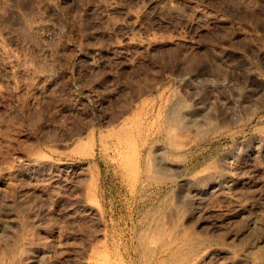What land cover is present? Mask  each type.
<instances>
[{
  "label": "rangeland",
  "instance_id": "1",
  "mask_svg": "<svg viewBox=\"0 0 264 264\" xmlns=\"http://www.w3.org/2000/svg\"><path fill=\"white\" fill-rule=\"evenodd\" d=\"M185 236L264 264V0H0V264H182Z\"/></svg>",
  "mask_w": 264,
  "mask_h": 264
},
{
  "label": "bare ground",
  "instance_id": "2",
  "mask_svg": "<svg viewBox=\"0 0 264 264\" xmlns=\"http://www.w3.org/2000/svg\"><path fill=\"white\" fill-rule=\"evenodd\" d=\"M11 63V62H10ZM9 63V64H10ZM30 71V70H29ZM25 73V72H24ZM35 88V87H34ZM161 155V154H160ZM159 155V156H160ZM29 161H28V163L26 164V166L29 168V169H43V167H49V166H53L54 164H55V162H54V164L49 160V159H47L46 157H44L43 155H40V154H38L37 156H34V158H30V159H28ZM225 163V162H224ZM53 164V165H52ZM152 164V163H151ZM177 164V163H176ZM179 165V164H178ZM182 165V164H181ZM167 166V165H166ZM226 167V166H225ZM26 168V167H25ZM25 168H22V170H18V171H24V170H26ZM153 168V167H152ZM180 168V167H179ZM233 168V167H232ZM226 169H228V167H226ZM152 173V172H151ZM160 174H161V172H160ZM160 174H158V175H160ZM221 174V173H220ZM151 175V174H150ZM153 175H154V172H153ZM210 175H212V174H210ZM209 172H208V174H207V176H208V180L207 179H204V180H207V181H209ZM147 176H148V174H147ZM146 176V177H147ZM205 176V175H204ZM207 176H205V177H207ZM213 176H215V175H213ZM212 176V177H213ZM217 176V175H216ZM154 177V176H153ZM156 177V176H155ZM154 177V178H155ZM153 178V179H154ZM157 178H160V177H157ZM202 178V177H201ZM200 178V179H201ZM162 179H163V177H162ZM149 180V179H148ZM147 180V181H148ZM163 180H165V179H163ZM213 180H214V177H213ZM153 181V180H152ZM193 182H192V184L191 183H189V185H192V191L194 192V194L195 195H202V193L203 192H205L204 191V187L205 186H203L202 187V180H201V184H200V180L197 178V179H195V181L194 180H192ZM216 181V180H215ZM155 182V181H154ZM188 182V181H187ZM187 182H185V183H187ZM205 182V181H204ZM160 183V182H159ZM165 183V182H164ZM208 184V183H207ZM207 186V185H206ZM187 188H188V185L186 186ZM186 187H185V189H186ZM188 190V189H187ZM190 190V189H189ZM182 192V191H181ZM207 192V191H206ZM190 193V192H189ZM192 193V192H191ZM193 195V194H192ZM193 197H194V195H193ZM196 198H197V196H196ZM202 200V199H201ZM163 213V212H162ZM162 220V219H161ZM162 224H163V222H161ZM160 223V224H161ZM175 224V223H174ZM172 225V224H171ZM161 226V225H160ZM163 227H164V225H163ZM262 227V226H261ZM166 228H168V226L166 227ZM183 228V227H182ZM157 229H159V228H157ZM161 229V228H160ZM159 229V230H160ZM170 229V228H169ZM181 229V228H180ZM158 230V231H159ZM161 231V230H160ZM165 230L163 229V232H164ZM177 231V230H176ZM180 231H182V230H180ZM180 231L178 232V234L180 233ZM162 232V231H161ZM167 232V231H166ZM196 232V231H195ZM182 233H185V232H182ZM188 233V232H187ZM186 233V234H187ZM194 233V232H193ZM140 234V233H139ZM161 234V233H160ZM166 235V234H165ZM175 235H176V232H175ZM182 235V234H181ZM161 237L163 236L162 234L160 235ZM173 236V238H175L174 237V234L172 235ZM171 236V237H172ZM182 236H184V234L182 235ZM188 236V235H187ZM190 236V235H189ZM193 236H195V233H194V235ZM150 237H151V235H150ZM165 237V236H164ZM163 237V238H164ZM180 237V236H179ZM178 237V238H179ZM196 237H198V235L196 236ZM195 237V238H196ZM201 237V236H200ZM185 238H186V236L183 238L184 239V241H183V243L185 242V244H183V247L181 248L180 247V250H181V254L178 256V258L177 259H179V262L181 261L182 262V264H204L205 262H206V260H207V253H206V251H205V248H206V244L204 245L205 246V248H204V250L203 249H201V250H199V245L200 244H204L203 242H204V240L202 241V243H200L199 245H198V240H196V241H198L197 242V246H195L194 244H195V242H194V244H193V242H189V240L191 239V238H194V237H191L190 239H186V241H185ZM167 239V238H166ZM197 239V238H196ZM200 239V238H199ZM173 240V239H172ZM172 240H168L167 241V244H169V242L171 243V241ZM177 239L175 238V241H176ZM181 240H182V238H181ZM188 240V241H187ZM192 240V239H191ZM195 240V239H194ZM202 240V239H201ZM206 240V239H205ZM256 240V239H255ZM254 240V241H255ZM55 242V241H54ZM177 242V241H176ZM206 242V241H205ZM46 244V243H45ZM55 244V243H54ZM163 244H166V242H164ZM166 244V245H167ZM172 244V243H171ZM176 245H177V243H176ZM176 245H174V246H176ZM180 245V244H179ZM182 245V244H181ZM231 245V244H230ZM42 246V245H41ZM163 246V245H162ZM168 246V245H167ZM201 246V245H200ZM250 246V245H249ZM160 247V246H159ZM169 247V246H168ZM168 247L166 248V246H165V248L166 249H168ZM208 247V246H207ZM118 248V247H117ZM172 248V247H171ZM177 248H179V247H177ZM209 248V247H208ZM161 249H163V247L161 248ZM207 249V248H206ZM214 249V248H213ZM40 250H41V248H40ZM155 250H156V247H155ZM154 250V251H155ZM209 250V249H208ZM39 251V250H38ZM144 251V250H143ZM166 251V250H165ZM264 251V250H263ZM149 252V251H148ZM174 252V251H173ZM172 252V253H173ZM213 252V251H212ZM98 253V252H97ZM104 253H105V251H104ZM170 253H171V251H170ZM170 253H168L167 255H169ZM171 253V254H172ZM230 253V252H229ZM152 254V253H151ZM151 254L149 255V256H151ZM162 254V253H161ZM160 254V255H161ZM261 254V253H260ZM259 254V255H260ZM263 254V253H262ZM100 255V254H99ZM167 255H166V257H167ZM100 256H102V254L100 255ZM154 256V255H153ZM152 256V257H153ZM122 257V256H121ZM157 257L158 258H160L158 255H157ZM172 257V256H171ZM175 257V256H174ZM256 257V256H255ZM261 257L263 258V256L262 255H260V258H259V260L261 259ZM118 259V258H117ZM152 259V258H151ZM161 259V258H160ZM257 259H258V257H257ZM2 260V259H1ZM104 260V259H103ZM111 260H113V259H111ZM119 260V259H118ZM149 259H147V261H148ZM162 260H164V258L162 259ZM161 260V261H162ZM165 260H166V258H165ZM174 260V259H173ZM209 260V259H208ZM262 260V259H261ZM105 261V260H104ZM146 261V260H145ZM147 261H146V263H147ZM159 261V260H158ZM168 261V264H170V262H169V260H167ZM172 261V260H171ZM178 261V260H177ZM112 262V261H111ZM117 261H115V263H116ZM120 262V261H119ZM121 262H122V260H121ZM120 262V263H121ZM125 262V261H124ZM149 262H151V261H149ZM211 262H212V260H211ZM0 263H1V261H0ZM120 263H118V264H120ZM154 263H155V261H154ZM172 263H173V261H172ZM175 263V262H174ZM173 263V264H174ZM91 264V263H90ZM105 264V263H104ZM122 264V263H121ZM151 264V263H150ZM163 264H165V263H163ZM179 264V263H178Z\"/></svg>",
  "mask_w": 264,
  "mask_h": 264
}]
</instances>
